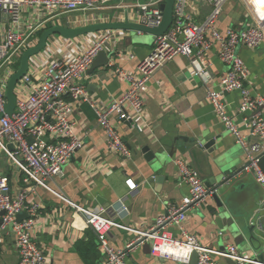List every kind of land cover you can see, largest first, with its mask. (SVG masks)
<instances>
[{
    "label": "crops",
    "instance_id": "crops-1",
    "mask_svg": "<svg viewBox=\"0 0 264 264\" xmlns=\"http://www.w3.org/2000/svg\"><path fill=\"white\" fill-rule=\"evenodd\" d=\"M145 1L114 0L103 9L62 13L50 20H47L49 15L33 6L25 13V18L32 23L41 22L43 26L61 24L77 27L88 23L123 21L127 13L130 21L139 22L138 4ZM211 10L209 0H188L186 7V12L198 23L204 21ZM2 17L4 26L8 27V15L3 13ZM87 17L91 20H86ZM248 17L247 7L240 0H230L225 4L217 25L222 31L229 27L241 28L249 22ZM108 32L111 36L102 51L108 54L109 62L95 69L92 64L84 83L90 97L99 105L109 106L129 88V83L120 77L117 69L138 75L139 64L151 53L155 38L149 33L111 30L72 39L54 35L48 38L43 50L30 58L28 72L35 71L44 62L52 64L60 59L65 60L70 54H78L100 41ZM240 54L249 70L247 86L253 94L264 95V43L253 50L242 47ZM197 65L211 75L208 83L203 82L195 65L187 57L177 55L156 69L144 87L142 94L146 112L143 118L134 116L130 125L113 116V124L132 150L130 159L109 150L106 132L98 123L93 107L86 102L75 103V133L83 139L84 146L75 152L63 166L62 173L49 184L55 192L76 205L107 208V214L123 225L112 227L110 242L115 248L127 250V264H184L153 256L150 241L128 248L136 239V234L130 228L144 230L152 227L171 205L181 203L188 194L189 186L179 175L178 159L184 158L205 177L217 173L219 167L235 170L246 164L243 148L225 128L207 98L208 89H220L219 78L228 69L219 59L218 47L214 46L198 60ZM39 76L40 73H37L35 83ZM20 81L15 88L17 97L26 91L25 87L19 85ZM224 99L242 133L248 135L247 122L238 112L241 92L234 90L226 93ZM201 136L206 141L216 139L213 152L197 151L192 157L187 149L185 152L179 151V147L184 148L186 144L182 138ZM0 176L8 178L12 194L27 189L28 203L41 205L33 237L50 264H103L105 257L100 250L98 236L85 217L54 191L26 181L25 174L1 148ZM155 176L160 179L155 181ZM233 185L230 196L224 202L227 214L241 219L264 211V188L257 181L255 173L243 171ZM123 207H127V211L122 210ZM118 210L122 211L117 214ZM219 217L221 222L218 223ZM227 221V216L218 212L215 200L210 195L199 206L188 210L183 225L187 232L195 235L207 247L226 250L230 245H235L239 254L248 255L249 252H243L233 237L223 234L220 226L228 227ZM170 230L175 237H182L177 226H171ZM4 234L5 241L0 244V264H19L16 237L11 229L4 231ZM216 258L220 264H236L231 258Z\"/></svg>",
    "mask_w": 264,
    "mask_h": 264
},
{
    "label": "built area",
    "instance_id": "built-area-1",
    "mask_svg": "<svg viewBox=\"0 0 264 264\" xmlns=\"http://www.w3.org/2000/svg\"><path fill=\"white\" fill-rule=\"evenodd\" d=\"M112 1L114 0H0V112L4 113L7 103L6 87L16 71L17 61L25 50L38 43L40 33L49 27L43 26L41 22L26 20L25 13L31 7L37 6L50 16L47 19L50 20L62 13L103 9ZM164 1L146 0L138 4L139 22L158 27L163 20L161 5ZM209 1L212 3L211 13L198 23L186 12L188 0H176L172 25L163 35L156 36L151 53L139 64L138 75L122 68L117 69L120 77L129 83V88L109 106L99 105L90 97L84 83L88 69L96 56L104 50L105 42L111 36L109 32L78 54H70L65 60L60 59L52 64L44 62L35 71L28 72L20 81L19 85L25 87L26 91L17 97L14 112L4 113L0 119V148L25 174L26 181L54 191L49 182L62 173L63 166L84 146L83 139L75 133L77 123L73 114L75 103L78 102H86L95 110L98 123L106 132L109 150L130 159L132 150L113 124V116L116 115L123 121H134V116L143 118L146 112L142 94L144 87L156 69L177 55L187 57L195 65L203 82L208 83L211 75L204 68L196 66V63L217 46L219 59L228 69L219 78L220 89H208L207 98L225 128L243 148L246 155L244 171L255 173L257 181L264 188V172L259 166L260 154L264 151V95L253 94L247 86L249 70L240 54L242 47L253 50L264 43V0H240L247 7L249 22L241 28L229 27L225 31L218 27L217 22L225 4L230 0ZM3 13L8 15V27L2 22ZM86 20L91 18L87 17ZM37 73L40 76L35 83ZM234 90L241 92L238 112L247 122L248 135L242 133L224 99L226 93ZM177 165L181 180L189 186L188 194L182 198L181 203L171 205L167 213L161 215L152 227L144 230L130 228L136 234V239L128 248L150 241L153 256L184 264H191L195 252L198 254V264H220L217 256L241 263L248 261L245 255L239 254L235 245H230L226 250L212 249L187 232L183 224L188 210L199 206L212 192L200 173L187 160L180 158ZM10 190L8 178L0 176V212L4 211L1 216L3 223L0 228V244L5 241L4 231L11 229L16 237L19 264H50L33 237L41 205L28 203L27 189L17 194H12ZM55 193L74 206L77 213L82 214L95 231L105 257L103 264H127V250L115 248L110 242L112 227L123 225L107 214L106 207H81ZM122 210L127 211V207ZM122 210H118L117 214ZM21 212H27L29 216L18 222L17 215ZM171 226H177L181 230V238L173 235Z\"/></svg>",
    "mask_w": 264,
    "mask_h": 264
},
{
    "label": "water",
    "instance_id": "water-1",
    "mask_svg": "<svg viewBox=\"0 0 264 264\" xmlns=\"http://www.w3.org/2000/svg\"><path fill=\"white\" fill-rule=\"evenodd\" d=\"M175 2L176 0H165L164 3H162L161 8L164 15L162 23L158 27H150L140 22L130 21L128 15H126L127 13L124 14L125 20L123 21L113 20L88 23L77 27H69L61 24L46 27L42 31L38 43L24 51L19 68L9 79L6 87L7 103L5 105L4 113L12 114L14 112L17 102V96L15 93L16 85L28 72L30 58L46 47L49 37L60 35L63 38L72 39L89 33L111 30H130L133 32L149 33L152 37L156 38V36L163 35L172 25ZM101 59H103V61H101ZM108 62V54L105 51H101L96 57L92 67L95 69L99 66L108 64ZM4 113L0 112V119L4 116ZM132 122V120L127 121L130 125ZM182 140H184L186 144L184 148L179 147V151L185 152L187 149L190 151L192 157H195L197 151L203 153H206V151H208V153L213 152L216 142V139L214 138L206 141L202 136L197 138H182ZM10 148H13V146L10 145ZM259 166L264 172V151L260 154ZM243 171L244 166L235 170L219 167L217 173L211 177H205L201 175V173L200 175L205 185L212 192L211 196L215 200L218 212L221 215L227 216L228 227L220 226V229L224 230L223 234H229L238 243L243 252H249L248 255H245L248 258V261L242 263L236 261V264H264V211H258L250 218L243 216L241 219H236L231 214H227V207L224 204L226 198L230 196L232 189L235 186L233 185V182ZM153 179L158 181L160 177L155 176ZM3 213L4 211L0 212V228L3 223L1 218ZM28 216L29 214L27 212H21L17 215V221L20 222ZM217 221L218 223L221 222V218L219 217ZM191 264H198V254L196 252L193 253Z\"/></svg>",
    "mask_w": 264,
    "mask_h": 264
},
{
    "label": "rangeland",
    "instance_id": "rangeland-1",
    "mask_svg": "<svg viewBox=\"0 0 264 264\" xmlns=\"http://www.w3.org/2000/svg\"><path fill=\"white\" fill-rule=\"evenodd\" d=\"M19 66H20V59L17 61V63H16V65H15V67L18 69V68H19Z\"/></svg>",
    "mask_w": 264,
    "mask_h": 264
},
{
    "label": "trees",
    "instance_id": "trees-1",
    "mask_svg": "<svg viewBox=\"0 0 264 264\" xmlns=\"http://www.w3.org/2000/svg\"><path fill=\"white\" fill-rule=\"evenodd\" d=\"M49 26V25H48Z\"/></svg>",
    "mask_w": 264,
    "mask_h": 264
}]
</instances>
